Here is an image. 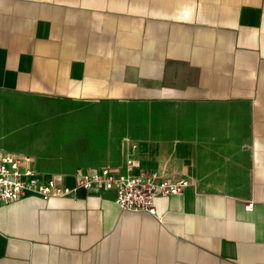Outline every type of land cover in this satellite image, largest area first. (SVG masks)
Here are the masks:
<instances>
[{
  "label": "crops",
  "instance_id": "0c3cea01",
  "mask_svg": "<svg viewBox=\"0 0 264 264\" xmlns=\"http://www.w3.org/2000/svg\"><path fill=\"white\" fill-rule=\"evenodd\" d=\"M0 149L71 188L192 182L160 220L93 188L1 205L0 264H264V0H0Z\"/></svg>",
  "mask_w": 264,
  "mask_h": 264
},
{
  "label": "built area",
  "instance_id": "2783aa9c",
  "mask_svg": "<svg viewBox=\"0 0 264 264\" xmlns=\"http://www.w3.org/2000/svg\"><path fill=\"white\" fill-rule=\"evenodd\" d=\"M129 168L131 159H127ZM188 179H171L157 172L132 174L113 173L103 167L95 171L77 173L73 188L59 184L55 178H38L34 159L29 155L0 149V206L19 201L27 196L48 200L66 197L76 189L112 190L114 202L121 211L148 213L156 216L155 199L181 195L191 185ZM253 203L245 208L251 210Z\"/></svg>",
  "mask_w": 264,
  "mask_h": 264
}]
</instances>
